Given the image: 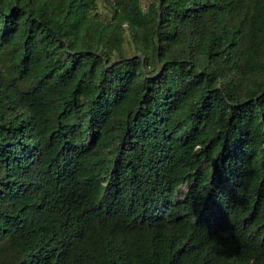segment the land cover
Listing matches in <instances>:
<instances>
[{
    "label": "trees",
    "instance_id": "1",
    "mask_svg": "<svg viewBox=\"0 0 264 264\" xmlns=\"http://www.w3.org/2000/svg\"><path fill=\"white\" fill-rule=\"evenodd\" d=\"M0 264H264V0H0Z\"/></svg>",
    "mask_w": 264,
    "mask_h": 264
}]
</instances>
